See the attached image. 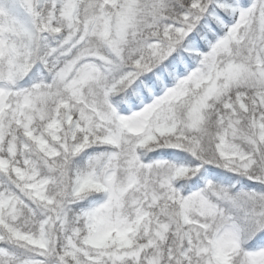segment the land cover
<instances>
[{
  "label": "snow or ice",
  "instance_id": "obj_1",
  "mask_svg": "<svg viewBox=\"0 0 264 264\" xmlns=\"http://www.w3.org/2000/svg\"><path fill=\"white\" fill-rule=\"evenodd\" d=\"M0 264H264V0H0Z\"/></svg>",
  "mask_w": 264,
  "mask_h": 264
}]
</instances>
